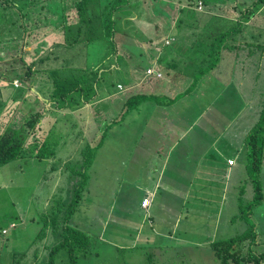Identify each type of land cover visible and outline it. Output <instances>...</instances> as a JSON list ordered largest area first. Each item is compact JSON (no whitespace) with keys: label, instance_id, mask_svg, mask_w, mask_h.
Masks as SVG:
<instances>
[{"label":"rangeland","instance_id":"1","mask_svg":"<svg viewBox=\"0 0 264 264\" xmlns=\"http://www.w3.org/2000/svg\"><path fill=\"white\" fill-rule=\"evenodd\" d=\"M1 1L2 0H0V2ZM33 1L35 6L23 8L22 11L25 13L23 15H25L27 24L37 23L38 21L33 18V15L38 14L41 16L46 14L48 8L50 7V3L52 4V0ZM55 1L57 0H53V2ZM97 1L98 0H93V2L96 4ZM139 1L140 0H130V8L125 6L124 10L123 7L116 9L117 13H121L120 18L124 23V28L121 27V31H118V34L114 37L117 53L113 55H121L127 62L131 59V65L128 67L124 66L125 69L123 67L122 68L126 70L128 74L133 76L134 81L130 82L129 80L127 83L119 82L115 85L118 91L124 92L114 103H117L121 108L124 106V104H127V106L124 108H127V110L129 109V113L126 112L125 109L122 110V112L125 111V114H122L123 117L118 118V120L114 122L108 130L105 131L102 145H90L91 149H87L86 147H84L82 151H79L77 148L76 150L74 149L75 147L72 144L75 135L72 133L75 132V130L71 126V119L68 121L69 125H67L68 128L65 133H55V131H53L51 128V120L49 119V129L42 133L39 141L34 142L31 140L33 132L31 134L28 133L29 135L27 138L23 137L22 139L27 145V147H25L26 150L23 149L20 151L23 156L0 167V227H8L10 234H19L18 239L16 238L14 240L16 241V246L18 248L24 249L27 245H29L30 240L41 228V215L43 214L42 209L48 205L49 198L51 197V185L53 186L52 181L60 167V171L66 173V175L62 174L64 178L67 175L68 177L75 176V180L69 181L70 184H72L73 181H77L79 179L76 176H81L87 180V182H84L85 192L83 197L75 206V212L72 215V222L74 224L77 222L79 224L77 226L79 229L87 230L92 234H94L99 228L103 227V231L106 234L105 237H112L114 241L119 242L120 244L123 243V245H118V247L123 246L125 249L122 250L120 247L115 251H111L109 248H106L103 245H98L97 249H101L102 259L104 261L110 262L111 264H236L234 261L228 259L226 260V263H220L217 257H215L213 254V247L211 243L214 240H224L236 236L238 233L248 229L249 226L243 224L242 220L239 222H234L232 228L227 229L225 221L221 222V224H217L215 223L214 218L208 215H199L196 212H192L191 208L193 207V203L191 197H182L181 199H178L176 196L175 207L169 209L165 206L164 210H162L160 207L162 206V199L164 200V192L162 193V199L159 197L160 202L154 206V210L151 209V214L149 213L152 215V219L147 216L146 212L142 210H140L141 214L136 210L131 209L128 210V214H124L122 212L123 198H121V195L130 193V188L127 185L128 179L126 177L128 169L126 166V151H128L127 145H130L133 139L134 141L137 139L141 141L142 133L137 134V131L142 126L141 118L143 117V113L146 112L148 105L155 106V104H158L157 101L159 100V102L164 104L167 103L161 98H147V96L142 98L138 95H136L134 99H130L128 101L126 98H123V94H126L125 92L127 90L132 91L134 88L131 89V87L135 84L138 86H143V83H147L149 78H151V84H156L162 80L158 79L163 76V73L160 72L159 65H157L158 63L155 62V60L153 61L152 59L147 58V56L145 57L144 53L152 55L155 58L160 52L159 50L157 51V46L155 43L164 42L163 45H166L173 40V37H169V35L177 32V27L181 28L178 20L184 18L186 14V11L182 12L181 9L208 11L206 18L202 21H198V27L187 28L188 30L186 34L190 35L192 32L194 38V46L191 47L192 44L189 46V48H192L191 52H193L195 55L198 49L196 44H201L200 41L208 42V45L210 43L214 44L215 50L212 49L214 56H217L218 54V65L225 67L223 71H226L225 75L222 73L219 75L217 73V76L221 78L222 81H224L223 76H226V80L230 77L233 82L230 83V85L232 84L233 87H240L244 85L250 88L253 85H256L257 92L249 89L247 93L248 95L246 92H243L245 98H242L241 104L235 105V108L233 107V111L237 112L234 120L225 121V133H222L221 129L216 127L213 120L210 119L209 116L199 118V127L204 128L209 132L207 146H209V143L214 140L217 142H222L225 145L226 137L231 133L236 134L237 136L241 135L252 121L254 122L258 119L261 110L260 103L262 105V110L264 109V45L263 47L258 46V41L253 39L255 35H258V39H263L264 5L258 4L256 7L251 5L250 8H247V5L244 6L241 4L242 0H191L190 4L186 6L185 0H144V8L146 7L148 9V14H151L153 17V20H151L149 24L143 23L140 20L142 18V12H140V9L142 8L143 3L140 4ZM64 3L66 5L69 4L68 1H64ZM42 4L44 7H41ZM204 4L208 5L205 6ZM133 8H138L135 10V12L140 15H136L137 18L135 19H133L135 15L132 16V19L130 18L132 13L130 10H133ZM151 8H156L158 13L153 14ZM243 10H246L247 14L240 17L241 22H243L241 33L242 37L244 38L242 41H245L246 43H239V39L234 37L231 38L230 41H232L234 44H238V47H236L235 50L227 51L224 49L223 51V49L220 47V51L217 52L219 49L217 48L219 44L225 43L226 35H223L218 41H213L215 37V35L212 33V31H214L213 27L221 23L231 26L235 23L238 15L240 16V13ZM4 11V8L0 6V12L4 13ZM1 13L0 55L3 56V58H9L12 55L15 56L18 54L19 50L17 49L20 48L21 40H24L27 44L33 43V45L31 44L32 49L33 51H37V56L35 58L36 62L40 61V63H43L49 60V64H51L52 67H56L60 61V57L64 54L67 57L66 62L74 63V70L77 71L81 65H85L89 62H98L97 60H101L110 51L106 42V37L98 38V35L95 33L89 34L88 29L85 26L87 29V36L83 35V39L80 40L82 45L75 48V57L73 58L72 53L67 49L69 48L67 43H65V46H62V44L51 43L52 36L61 35L63 31H65V28L55 27H52L49 30V25L53 23L55 19L49 21L47 24H44L43 28L41 27L40 31H38L37 36L30 35V31H27L26 37H21L20 32H10L11 25L8 26L9 22L7 21V18L4 19L5 22L1 21V19L4 18ZM255 14L259 15L254 19ZM210 15H212V17H209ZM57 18L62 19L63 16H57ZM133 21H137V25L140 26L139 31L135 33L136 35L141 36V34H144V29L148 30L143 36L144 38H147L145 43L142 42L143 37L140 39L137 38L139 40V43H137L130 35L132 34L130 31L135 29L131 23ZM75 27L80 30L82 27H84V25L81 26L79 24H75L71 30H73ZM12 29H14V27H12L11 30ZM151 29H153V31L156 30L155 33L158 34V37H147L149 35H153ZM66 30L68 31V29ZM2 33L5 35H2ZM67 35L68 38L74 39V44L79 41L77 38H74V36H71V31H68ZM10 38H15L16 41H18L17 49L14 46L10 47ZM129 38L135 41V43L133 42V45L130 44ZM93 42L99 43L97 46L106 51H103L101 54H96L94 52L93 54H88V51L85 53V47L87 45L90 46L93 44ZM123 42L124 47L122 46ZM161 43L160 45H162ZM248 43L250 44L247 45ZM103 46H105L107 49H105ZM151 47L155 52L152 53L150 49ZM48 48H54L55 52H58V58H53L52 54L48 55L46 52L48 51ZM125 48H128V52ZM142 49L144 50V53L141 52ZM116 50L114 52H116ZM208 51L211 52V46L203 49L202 53H207ZM199 54L201 53L198 52V55ZM28 58L25 57L24 60H27ZM128 58L130 59L128 60ZM136 62L138 64H135ZM136 65L138 66L136 67ZM190 66L191 65L187 63H183L177 67L179 70H181V72L190 73ZM196 67L201 73L203 66L197 65ZM87 68H90L89 65H87ZM4 69H6V67L0 63V70ZM40 70H44L47 73L49 68L47 66H43V69ZM147 70H149V72ZM203 71L206 72L208 70L204 68ZM45 72H37L36 76L38 78L46 77ZM120 72L122 73L123 70ZM8 75L12 76L10 72H8ZM84 79L87 78L84 77ZM16 84L17 82L15 81V78L8 82L4 80H2V83L0 82V112H3L2 109L7 111L5 113L6 115H4V113L0 114V124L3 123L0 126L1 134L8 126L7 121L9 117L14 116L12 119L16 121L22 119L21 125H24L28 119H35L38 117L37 122L35 123V126H37L39 124L38 121L40 120L41 122L42 119L47 117L48 114L46 109L42 111L41 106H36L33 108V106L36 105V100L39 99L36 96H33L32 92L27 91L30 90L27 88V84L24 88L18 90L14 89V87L16 88ZM233 87L229 92L234 91ZM142 89L143 88H141V90ZM191 89L192 87L190 90ZM260 89L262 92L261 95L259 92ZM93 90L95 91V87ZM170 92L174 93L176 96H181L178 95L179 92H177V90L174 88H171ZM212 92L213 87H211V89L207 92L208 96L204 98V104L208 101ZM92 93L93 92H90V94ZM193 93H195V91ZM67 94H71V92ZM52 95L54 98L59 99V92L52 93ZM246 95L250 96L251 101L246 99ZM21 98L29 99H27L25 102L22 101L21 105ZM196 98L197 97L181 98L177 101L174 108L177 109V107L182 105L185 100L188 102H194ZM132 101L135 103V108L133 109H131V106L129 105L130 103L132 104ZM32 102L33 104L31 105ZM46 106L44 107L46 108ZM115 107L116 105L114 104L113 110ZM151 109H153V107H150L148 111ZM22 111L24 114H22ZM37 114H40V116H37ZM21 115L22 117L20 118ZM129 121L136 122L132 124ZM145 121L149 125V121ZM29 124L32 125L33 123L30 122ZM57 124L58 121L54 123L55 126ZM14 127H17V123L14 125ZM36 128L38 127H35V129ZM162 129L163 131H166L167 127L163 126ZM130 131L132 136L129 141L128 139ZM247 132L244 135L242 142L243 147L246 150V154L248 153L250 147L249 135ZM42 138H44L42 143L45 144H43V146L41 145L43 147V150L39 152L41 156L43 153V155L46 156L52 150L50 148V144L52 142L56 141L57 139L63 140L66 138L64 141V143H66L65 146L63 145L61 148H56L53 150L55 155L53 157L58 160L56 163L52 162V159H49L52 157L36 159L35 157L31 156L37 152V148L39 147ZM246 154L244 157L243 153H241L239 150V152L236 154V158L234 159H237L239 163H245V159L247 160ZM207 155L209 159L213 160L210 149H208ZM242 158L243 160H241ZM216 160H219L218 156L216 157ZM234 164H236V162L231 165ZM174 166L175 165L172 164L165 168L161 163L157 164L158 169L165 171V176L162 177L163 180L161 181L162 185H166L171 182L172 178L170 175L176 174ZM50 167H54L56 170L49 173ZM260 167H262L264 172L263 163ZM240 176L242 182H245V180L248 178L247 172L244 170L241 172ZM58 178L59 175L56 176L54 185H56ZM119 185L122 187L121 190H117ZM237 199L242 201L246 200L240 195L237 197ZM221 208L224 210V212H226V199L223 200ZM242 213L246 214L245 208L242 209ZM34 216L36 217L37 221L32 223L30 219ZM141 218L147 219L145 220L146 223H141ZM150 219L151 221L153 220L154 225L157 224L162 230H164L160 233L161 235L156 234L157 232L154 234L152 233L151 229L147 228L148 223H151ZM11 223H15L16 227L10 228L9 225ZM20 223H23L24 226L20 225ZM81 224H84L88 227L84 228L81 226ZM139 225L140 228L138 229ZM244 227L245 229H242ZM167 229H170L172 236H169ZM261 231L263 230L261 229ZM143 232L147 235L150 233L153 235V237H150V239L144 241V237H142ZM135 235L136 237H134ZM256 236L257 234L255 232L254 240L252 241L253 243ZM263 238L264 237L262 235V239ZM247 239L248 240L239 245L234 244L232 249H228V252L232 253L237 249L243 254H245L244 252H248L246 249V243H249L248 241H251V239ZM133 240L135 243H133ZM136 240H138V242ZM95 243L97 242L95 241ZM2 245V240L0 239V253L4 251ZM251 247L253 249L252 253L255 254L253 245H251ZM247 254H249V252ZM6 257H8V255H6ZM31 258L33 260H31ZM69 258V256L66 258L64 264H70ZM0 260V264H8L10 262L9 259L4 261L1 258ZM30 260L33 261V263H36V260L27 253L23 258L20 256L15 259V261H17L19 264L27 263ZM244 261H241L240 259L239 264H243ZM87 264H92V262L88 261Z\"/></svg>","mask_w":264,"mask_h":264},{"label":"crops","instance_id":"2","mask_svg":"<svg viewBox=\"0 0 264 264\" xmlns=\"http://www.w3.org/2000/svg\"><path fill=\"white\" fill-rule=\"evenodd\" d=\"M64 1L71 3L76 0H57L55 2L52 0V4L50 3V7L48 8L46 14L41 16L38 14L33 15V18L38 21L35 24H27L25 15L20 16V14L17 13V16H19V23L21 24V26L18 28V32L21 33V37H26L27 31H30V35L37 36V33L40 31L41 27L43 28L44 24H47L49 21L54 19L55 21L49 25V30L52 27L62 28L60 22L62 23L64 17L66 18V22H71V25L74 26L77 22V18L75 16L73 21L71 18L68 19V12L66 13L68 5H66ZM140 1L143 3L142 8L140 9V12H142V18L140 20L143 23H147L145 19H150L151 21L153 20V17L151 14H148V9L146 7L144 8L145 1ZM42 6L44 7L43 4ZM152 9L153 8H151V11H153ZM131 12V16L129 15L131 19L134 15L135 17L133 19L137 18L136 15L140 16L135 11ZM258 15L259 14H255L254 19ZM57 16H63V18L58 19ZM131 23L135 29L130 31L132 33L130 35L137 43H139L138 39L142 38L148 30L142 27L144 29V34L138 36L135 34L139 31L140 26L137 25L138 22L133 21ZM219 25L223 24L221 23ZM122 26L124 28L123 22ZM180 26L181 28L177 27V32L169 35V37H173L171 42L166 45H163L164 42L155 43L157 46V51H160L155 58L152 55L144 53L143 49L142 51L140 50L142 53H144L145 57L147 56V58H150L153 61L155 60V62L158 63L157 65L160 67V72L163 73V76L158 79L162 80L156 84H151V78L148 77V82H144L143 86H138L135 84L131 87V89L134 88L132 91L127 90L128 92L126 91V94H123V98H126L128 101L133 98L134 94L139 95L143 93L145 97L147 96V98H161L167 103L164 104L159 102V100L157 101L158 104H155L156 107L148 105L146 112L143 113V117L141 118L142 126L137 131V134L142 133L141 141L139 139L134 141L133 139L132 143L127 145V141H130L132 136L130 131L129 139L126 141L128 149V151H126V166L128 168L126 177L128 179L127 185L132 190V192L126 193L128 198H130L129 206L123 205L122 212L124 214H128V210L131 209L136 210L141 214L140 210H142L146 212L147 216L152 219L150 211L151 209L154 210V206L160 202L159 197L162 199V193L164 192V200L162 199V206L160 207L162 210H164L165 206L169 209L175 207L176 196L178 199H181L182 197H191L193 203V207L191 208L192 212H196L199 215H208L214 218L215 223L217 224H221V222L225 221L227 229L232 228L234 222H239L240 220L243 221V224L248 226L245 220L238 216L239 199H237L240 192L241 196H243L245 199H250L252 196V185L249 179L247 178L245 182H242L240 176L243 170L246 171L245 165L247 160L244 158L245 163H239L237 159H234L236 162L234 165H228V160L231 158H236V154L239 152V150L245 157L246 150L243 147V138L246 132L248 131L247 134L249 135V132L259 122L263 111L262 105L260 103L261 110L258 119L254 122L252 121L241 135L237 136L236 134H229L226 137L225 145L222 142H217L214 140L209 143V146H207L209 132L204 128L199 127L198 120L199 118L209 116V118L213 120L216 127L221 129L222 133H225V121L234 120L237 112H234L233 110L235 105L241 104L242 98H245L243 92H246L247 94L248 89L257 92V87L256 85H253L250 88L244 85H242L244 88L242 86L233 87L232 84L230 85V83H233L232 79L229 77L226 80V76H223L224 81H222L221 78L217 76V73L219 75L221 73L225 75L226 71H223L225 67L217 65L209 72V74H204V76L202 75L203 77L198 83H196V87L190 90L194 81L197 79L196 73L199 69L196 66H201L199 62L203 57L202 55L204 54L201 52V54L198 55V51L200 49H197L195 55L193 52H191L192 46L190 48L189 46L194 42L193 34L191 32L190 35H187L186 32L188 29L183 25ZM66 29L67 28H65V31H63L61 35L52 36L51 43L62 44V46H65V43H67L69 45V48L67 49L70 50L72 57L74 58L75 48L82 45L80 40L83 39V35L87 36V29L84 25V27H82L80 30H78L77 27L71 30V36H74V38L79 40L76 44H74V39L68 38V31ZM94 30L95 34L97 35L103 34V31L100 27ZM151 30L153 35H149L147 37H158V34L155 33L156 30ZM100 38L103 37L101 36ZM146 40L147 38H142L143 43H145ZM129 41L131 45H133V42L135 43V41L131 40L130 38ZM11 43L12 42H10V44ZM25 43L26 42L24 40H21L20 48L17 49L18 43L15 44V47L26 58L29 57L27 60H25V62L28 65V68H31V72L29 73V77H25L21 82L16 78L15 80H18L20 83L16 88L14 87V89H22L27 84V88L30 89L27 91L32 92L33 96H36L39 99L36 100V105L33 106V108L36 106H41L42 111L46 109V112L48 113L47 117H44V120L42 119L41 122L39 120V124L37 123L38 125L36 124L37 126H35L38 127L36 128L37 136L39 133L46 132L49 129V119L51 120V128L53 131H55V133H65L68 128L67 125H69L68 121L71 119V126L75 130V132L72 133L75 135L72 144L75 147V150L77 148L79 151H82L84 147L91 149L90 145L97 144L99 141L101 142V146L104 140L105 131L108 130L110 126L118 120V118L123 117L122 114H124L125 111H129V109L127 110V108H124L127 106V104H124V106L121 108L117 103L114 102L117 100V98H120V95L124 92L118 91L115 85L119 82L127 83L129 80L130 82L134 81L133 76L124 70V66L128 67L131 65V59L128 58V60H130L127 62L123 56L113 55L117 53V50L114 53L113 51H109L101 60H97L98 62H89L85 65H81L76 71L74 70L75 64L67 63V57L64 54L60 57V61L56 67H52L51 64H49V60L43 63H40V61L36 62L35 58L37 56V51H33L31 46L33 43L24 45ZM160 43L162 45H160ZM97 44L99 43L93 42V44L90 46L85 45V53L88 51V54H93V52L96 54H101L104 50L98 47ZM122 46L124 47V42L122 43ZM103 47L107 49L105 46ZM152 47L150 49L153 53L155 51L152 49ZM126 51L128 52V48ZM46 52L48 55L52 54L53 58H58V52H55L54 48H48V51ZM183 63L191 65L190 73H184L179 70L177 66ZM135 64L138 63L136 62ZM87 65H89V69L87 68ZM43 66H47L49 68L47 73L44 70H40L43 69ZM137 66L138 65H136V67ZM121 70H123L122 73L120 72ZM37 72H45L46 77L38 78L36 76ZM72 74L77 75L78 77L84 75L87 79L81 80L78 91L71 92V94H67L62 98L59 97V99L54 98L52 93H55V88L57 86L56 80L61 81L62 78H69V76ZM0 82L2 83V79H0ZM88 87H90L92 90L95 87V91H93L92 94H85L84 92H81L85 91V89ZM211 87H213V92L210 94L208 101L204 104V98L208 96L207 92L211 89ZM232 87L234 88V91L229 92ZM141 88L143 89L141 90ZM171 88L177 90V92H179L178 95L181 96H176L174 93H171ZM194 91L195 93H193ZM259 92L261 95V89ZM247 95L246 99L251 101L250 96ZM184 97L197 98L194 100V102H188L185 100L182 105L175 109L174 106L177 101ZM27 99L29 98H21L20 104L22 105V101L25 102ZM32 104L33 102L31 105ZM114 104L116 107L113 110ZM44 106H46V108ZM150 107H153V109L148 111ZM133 108L134 107L131 109ZM124 109L125 111L122 112ZM2 111L3 112H0V114L4 113V115H6L5 113L7 111L4 109H2ZM22 114H24L23 111ZM38 115L40 116V114ZM13 117L14 116L8 118V125L14 127L16 123L17 125L22 124V121L13 120ZM21 117L22 115L20 118ZM145 120L149 121V125ZM56 121H58V124L55 126L54 123ZM135 122L136 121L130 123L134 124ZM2 124L3 123H1L0 126ZM10 126L8 128H10ZM163 126L167 127L166 131H163ZM65 139H57L50 144V148L55 150L56 148H61L63 145L65 146ZM208 149L211 151L213 160L209 159L207 155ZM217 156L219 157V160H216ZM241 160H243V158ZM262 162L264 166V153ZM158 163H161L165 168L172 164L175 165L174 169L176 174L170 175L172 178L171 182L166 185L161 184V181L163 180L162 177L165 176V171L158 169ZM56 173L57 175H66L64 172L61 174L60 167L59 171ZM261 179L264 180L263 171ZM243 185L244 192L242 193L241 188ZM262 185L264 187V182ZM121 189L122 187L119 185L117 190ZM146 196L150 198V204L143 209L140 203ZM224 199H226V212H224V210L221 208ZM251 219L254 223V230L257 234L254 243L251 245H253L255 253L264 252V238L262 239V235L264 237V207L257 205L255 211H253V214H251ZM145 220L147 219L141 218L140 222L146 223ZM81 226L84 228L88 227L84 224H81ZM139 228L140 225L138 226V229ZM147 228L151 229L152 233L154 234L156 232V234H160L162 231H164L159 227V225H154L153 220L151 223H148ZM242 229H245V227ZM261 229L263 231H261ZM167 230V232H169V236H172L170 229ZM83 231L89 234L91 238L89 252L92 250L91 253L93 255H90L89 253V255L84 254L82 256L83 250L79 251L80 256L76 259V264H87L88 261L92 262V264H101L104 260L102 259L101 249L100 252L98 251L99 249H97L98 245H106L111 251L119 249L118 245H123V243L120 244L119 242L114 241L112 237H105L106 234L103 231V227L99 228L94 234L87 230ZM98 236L101 238L104 237V240L101 239L102 242H99V240L93 239ZM134 237H136V235ZM142 237H144V241H147L150 239V237L152 238L153 235L150 233L147 235L143 232ZM92 240H95L97 243ZM136 241L138 242V240ZM133 243H135L134 240ZM90 247H92L91 250ZM6 255H8V257H6ZM28 255L33 258L36 257V254H34L33 250H31ZM38 255L39 254H37V256ZM1 258L4 261L9 259L10 262L8 264H16L14 261H12L11 255L6 251H2L0 253V259ZM31 260L33 259L31 258ZM31 260L26 264H34ZM244 260L245 259H243V261ZM256 261L257 259L252 260L253 264H255ZM259 262L260 263L257 264H264V258H260ZM244 263L250 264L247 259L244 261Z\"/></svg>","mask_w":264,"mask_h":264},{"label":"trees","instance_id":"3","mask_svg":"<svg viewBox=\"0 0 264 264\" xmlns=\"http://www.w3.org/2000/svg\"><path fill=\"white\" fill-rule=\"evenodd\" d=\"M129 2L130 0H98L96 4L93 2V0H76L68 4L66 13L68 12V19L71 18L72 21L76 16V24H79L81 26L85 25L88 29L89 34H94V29L100 27L103 31V34H98V38H100L101 36L106 37L108 48L114 53V51L116 50L114 37L115 35H117L118 31H121V27H123L122 20L120 18L121 13H117L116 9H120L123 7L124 10L125 6L129 7L131 5V3ZM190 2L191 0H185L186 6L189 5ZM139 3L141 4V1H139ZM241 4H243L244 6L247 5V8H250L251 5H254L256 7L258 4L264 5V0H242ZM204 5L206 6L208 4ZM0 6H2L5 10L4 13L0 12L4 17L3 19H1V21L5 22L4 19L7 18V21L9 22L8 26L11 25L10 32L15 31L16 33H18V28L21 26V24L19 23V16H17V13H21V16L25 14L22 12L23 8L35 6V4L33 0H2L0 2ZM41 7L43 6L41 5ZM136 9L138 8H133V10L131 11H135ZM152 10L154 13L158 12L156 8H153ZM181 11H186V14L184 18L178 20V23L179 25H183L185 28L198 27V21L204 20L208 15V11H198L195 9H181ZM245 14H247L246 10H243L240 13V16L238 15L237 19L235 20V23L231 26L225 24L219 25L217 23L218 25L213 27L214 31L212 33L213 35H215L213 41H218L222 38L223 35H226L225 43L219 44V46L217 47L219 48L217 52L220 51V47L223 49V51L224 49H226L227 51L235 50V48L238 47V44H234L232 41H230L231 38L234 37L239 39V43H246L245 41H242L244 39L241 33L243 28V22H241L240 18ZM209 17H212V15H210ZM145 21L150 24V19H145ZM60 25L62 28H67L68 31H71V28L73 26L71 25V22H66V18L62 20V23L60 22ZM12 27H14V29L11 30ZM2 35L5 34L2 33ZM253 39H256L258 41V46L263 47L264 35L263 39H258V35H255V38ZM9 42H12L10 44V47H15V44L18 43L15 38H10ZM200 42L201 44H196L198 49H200L198 51L199 53H201L203 49L211 46V52L208 51L207 53H203L204 55H202L203 57L199 62V64L203 66V69L206 68L208 71L204 72L202 69L200 73V70H198V72L196 73L197 79L194 81L192 88H195L196 83H198L202 79L204 74H209V72L218 65L219 61L218 54L217 56H214V52L212 50H215L214 44L210 43L208 45V42ZM249 44L250 43H248L247 45ZM24 45H27V43H25ZM193 46L194 42L192 44V47ZM24 59L25 56L20 53V51L15 56L12 55L9 58H3V56L0 55V63L6 67V69L0 70V79L6 80L8 82L11 81L13 78H17L21 82L24 80L25 77H29L31 68H28V65L26 64ZM8 72H10L12 76H9ZM84 77L86 76L83 75L81 77H78L77 75L72 74L71 76H69V78H62V82L56 80L57 86L55 88V92H59L58 96L62 98L69 92L78 91L79 83L81 82V80H84ZM93 91L94 90L88 87L85 89V91L81 92L89 94ZM136 95L138 94H134L133 98H131L134 99ZM138 96L142 98L145 97L143 93L139 94ZM132 107L135 108V103L133 101L131 104V108ZM37 116L39 115L37 114ZM37 118L28 119L24 125L18 124L17 127H12L8 125L4 132L2 134L0 133V167L8 164L10 161H14L15 159L23 156L20 151L23 149L26 150L25 147H27L24 140L22 139L23 137L27 138V136L33 132L31 140H33L34 142L39 141L42 133H39L37 136L35 129V123L37 122ZM20 121H22V119ZM30 122H32L33 124L30 125ZM9 126L10 128H8ZM43 139L44 138H42L41 143L37 148V152L31 156L35 157L36 159L43 157H52L49 159H52V162L56 163L58 160L53 157L55 156L53 150H51L46 156L43 155L44 153L42 154V156L39 154V152L43 150V144H45L42 143ZM249 142L250 147L248 153L246 154L247 163L245 165V168L247 171L248 179L252 185V196L250 199H246L245 201L239 200L238 205V216L242 217V219L245 220L249 228L238 233L236 236L224 240H214L211 243L213 247V254L215 257H217L220 263H226V260L228 259L234 261L236 264H239L240 259L241 261H243V259H247V261L252 264V260L257 259V261L255 262V264H257L260 263V258H264V252L253 254L251 247V244L253 243L252 241L254 240L255 236V232L253 230L254 223L251 219V214H253V211H255L257 205L264 207V187L262 185L264 180L261 179L263 170L260 167L263 163L262 153H264V109L262 111V116L260 117L259 122L249 132ZM97 144L100 145L101 142L99 141ZM55 170L56 168L50 167L49 173ZM57 171H59V169ZM60 172L61 174L63 173V171ZM56 176H54L52 181L54 188L51 185V197L49 198L48 205H46V207H43L42 209L43 214L41 215V228L30 240L29 245H27L24 249L18 248L16 246V241L14 240L16 238L18 239L19 234H10L8 227H0V239L2 240L3 249L11 255L12 261H14L16 264H19L17 261H15L17 257L21 256V258H23L24 255L26 253H30L31 250H33L34 254H36V257L34 258L36 260V263L34 264H64L68 256L70 257V264H75L76 259L80 256L79 251L82 250V256L84 254L89 255V253L90 255H93L91 253L92 247H90L91 251L89 252V244L91 243V238L89 234L79 229L77 227L79 225L77 222L75 224L72 222V215L75 212V206L83 197V194L85 192L84 182H87V180H85L81 176H76L79 179L77 181H73V183L70 184L69 181L75 180V176L68 177L67 175L64 178L63 175H59L57 183L56 185H54ZM241 190L243 193L244 185L242 186ZM130 192H132L131 189ZM239 195L241 196V192L239 193ZM121 198H123L122 205L129 206L130 198H128L126 194H122ZM243 208H245L246 214L242 213ZM30 221L34 223L37 221V219L34 216L30 219ZM20 225L24 226L23 223H20ZM9 227L14 228L16 227V224L11 223ZM103 238L98 236L93 239L102 242L101 239L104 240ZM247 238L251 239V241H248L249 243H247L246 247L249 254H247L248 252H244L245 254L240 253L238 249L233 251L232 253L228 252V249H232L234 244L239 245L248 240ZM103 246L108 248V246L106 245ZM120 247L122 250L125 249L123 246ZM98 251L100 252V249ZM37 254L42 257H40L39 255L37 256ZM101 264L111 263L103 261Z\"/></svg>","mask_w":264,"mask_h":264},{"label":"built area","instance_id":"4","mask_svg":"<svg viewBox=\"0 0 264 264\" xmlns=\"http://www.w3.org/2000/svg\"><path fill=\"white\" fill-rule=\"evenodd\" d=\"M147 71L149 72V70H147ZM233 162H234L233 159H229V160H228V164H229V165H231ZM149 204H150V198L146 196V197H144V198L142 199L140 205H141V207L146 208Z\"/></svg>","mask_w":264,"mask_h":264},{"label":"clouds","instance_id":"5","mask_svg":"<svg viewBox=\"0 0 264 264\" xmlns=\"http://www.w3.org/2000/svg\"><path fill=\"white\" fill-rule=\"evenodd\" d=\"M17 82V84L15 85L16 87L19 85V81L18 80H15ZM234 159V158H233ZM141 204V203H140Z\"/></svg>","mask_w":264,"mask_h":264}]
</instances>
